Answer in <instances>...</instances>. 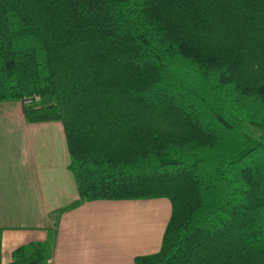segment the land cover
<instances>
[{
	"label": "trees",
	"instance_id": "1",
	"mask_svg": "<svg viewBox=\"0 0 264 264\" xmlns=\"http://www.w3.org/2000/svg\"><path fill=\"white\" fill-rule=\"evenodd\" d=\"M35 95L80 199L168 197L137 263L264 264V0H0V102Z\"/></svg>",
	"mask_w": 264,
	"mask_h": 264
},
{
	"label": "crops",
	"instance_id": "2",
	"mask_svg": "<svg viewBox=\"0 0 264 264\" xmlns=\"http://www.w3.org/2000/svg\"><path fill=\"white\" fill-rule=\"evenodd\" d=\"M23 106L0 102V264L29 241L44 245L41 264H139L135 256L157 251L165 227L150 219L94 222L99 205L118 199H80L62 123L28 121Z\"/></svg>",
	"mask_w": 264,
	"mask_h": 264
},
{
	"label": "rangeland",
	"instance_id": "3",
	"mask_svg": "<svg viewBox=\"0 0 264 264\" xmlns=\"http://www.w3.org/2000/svg\"><path fill=\"white\" fill-rule=\"evenodd\" d=\"M52 98L47 96L34 100V105H45L50 103ZM109 202L119 204H102L96 211L99 218L94 220L97 223H116L120 218V223L132 224L140 221L155 222L161 226V230L165 227L170 215V201L166 196H156L149 198H124ZM104 209V211H103ZM95 219V218H94Z\"/></svg>",
	"mask_w": 264,
	"mask_h": 264
},
{
	"label": "built area",
	"instance_id": "4",
	"mask_svg": "<svg viewBox=\"0 0 264 264\" xmlns=\"http://www.w3.org/2000/svg\"><path fill=\"white\" fill-rule=\"evenodd\" d=\"M39 99L38 95L33 96V98H23L21 99L23 102H31L32 100H37Z\"/></svg>",
	"mask_w": 264,
	"mask_h": 264
}]
</instances>
